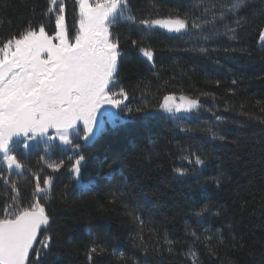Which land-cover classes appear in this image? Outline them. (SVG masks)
Instances as JSON below:
<instances>
[{
  "label": "trees",
  "instance_id": "trees-1",
  "mask_svg": "<svg viewBox=\"0 0 264 264\" xmlns=\"http://www.w3.org/2000/svg\"><path fill=\"white\" fill-rule=\"evenodd\" d=\"M236 3L128 0L110 28L120 51L115 90L128 96L120 118L88 141L71 137L80 149L46 154L42 140L28 150L16 147L23 171L0 164V175L17 185L21 207L33 200V174L52 176L49 198L41 200L52 242L39 264H87L93 242L105 249L95 264H264V48L257 39L264 0H245L233 15ZM47 4L0 0V44L29 23L51 34ZM65 4L72 30L79 9L74 0ZM177 16L189 23L180 34L139 23ZM140 47L153 51V62ZM169 95L199 107L169 113L161 107ZM79 155L85 161L75 180L70 169ZM49 163L62 166L53 171ZM12 195L0 180V218Z\"/></svg>",
  "mask_w": 264,
  "mask_h": 264
},
{
  "label": "snow or ice",
  "instance_id": "snow-or-ice-1",
  "mask_svg": "<svg viewBox=\"0 0 264 264\" xmlns=\"http://www.w3.org/2000/svg\"><path fill=\"white\" fill-rule=\"evenodd\" d=\"M74 4L79 9L78 28L73 26L71 35L66 24L65 0H48L44 14L50 22L54 21L51 34L44 24L33 27L29 23L25 31L0 44V159L9 171L25 169L22 160L14 154L16 147L28 150L34 142L42 140L46 154L60 146L80 149L81 145L71 137L88 141L98 125L99 131H103L104 117L113 115L107 109L101 111L105 105L124 110L121 105L127 100V93L122 88L115 90L114 83L120 55L119 40L110 28L123 17L128 0H74ZM244 4L245 0H238L229 12L235 15ZM128 19L135 22L133 16ZM139 23L145 28L159 27L177 34L189 27L188 21L179 16L142 19ZM235 23L241 25L239 19ZM191 27L199 25L193 22ZM230 31L235 32V29ZM257 39L259 46L264 48V24L258 26ZM132 44L135 46L137 41L133 40ZM139 52L148 62H153L151 49L140 47ZM173 99L170 95L163 98L161 107L169 113L173 111L169 107ZM181 100L183 105L176 106L177 113H190L199 107L195 99L182 96ZM81 122L82 129L78 127ZM84 161L85 156L79 155L71 166L75 180L81 176ZM194 163L201 165L203 161L197 155ZM61 166L60 163L47 165L53 171H59ZM177 171L185 175L182 169ZM33 175V200L27 207L20 206L15 182L0 175V180L14 194L5 202L4 216L0 218V264H33L30 254L39 264L42 252L51 246L52 238L47 235L50 216L41 200L49 198L52 176ZM41 193L44 196L36 198ZM140 223L142 225L143 221ZM37 244L39 247H35ZM104 251L96 242L90 244L85 250L87 264H95L94 256Z\"/></svg>",
  "mask_w": 264,
  "mask_h": 264
},
{
  "label": "rangeland",
  "instance_id": "rangeland-1",
  "mask_svg": "<svg viewBox=\"0 0 264 264\" xmlns=\"http://www.w3.org/2000/svg\"><path fill=\"white\" fill-rule=\"evenodd\" d=\"M78 17H79V11H78ZM76 27L78 28V24H77ZM158 28H159V27H158ZM70 35H71V30H70ZM177 105H180V106L183 105V101L181 100V97L174 98L173 100L169 101V107H171V108L173 109L172 112H175V108H176ZM105 109H107L108 112H110V113L113 114V115H111V116H105V117H104L105 123H106V121H108V120H117L118 118H120V114H121V113H120V110H121V109L111 108L110 106L105 105V108L101 109V111L103 112V111H105ZM164 110H166V109L164 108ZM195 110H196V108L192 109L190 113L194 112ZM166 111H167V110H166ZM167 112H168V111H167ZM179 113H182V114H190V113H185V112H183V111H181V112H179ZM97 119H98V121L100 120V116H99V114H98V116H97ZM105 123H104V125H105ZM104 125H103V127H104ZM78 127L81 128V129L83 128V124H82V122L78 125ZM98 130H99V125L97 126V128L94 129V135H93V137L95 136V134L97 133ZM50 131H51V132H54V130H50ZM93 137H92V138H93ZM0 155H2V154H0ZM3 162H4V161H3L2 159H0V164H2ZM4 163H5V162H4Z\"/></svg>",
  "mask_w": 264,
  "mask_h": 264
},
{
  "label": "water",
  "instance_id": "water-1",
  "mask_svg": "<svg viewBox=\"0 0 264 264\" xmlns=\"http://www.w3.org/2000/svg\"><path fill=\"white\" fill-rule=\"evenodd\" d=\"M167 31V30H166ZM184 32V30H182V32L181 33H183ZM172 34H177V33H172ZM180 34V33H179ZM40 237H38V239H39ZM36 246V245H35ZM30 256H31V254H30Z\"/></svg>",
  "mask_w": 264,
  "mask_h": 264
}]
</instances>
